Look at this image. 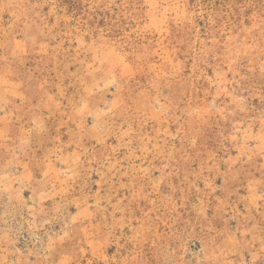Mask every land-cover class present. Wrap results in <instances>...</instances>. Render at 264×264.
Instances as JSON below:
<instances>
[{"label":"rangeland","instance_id":"obj_1","mask_svg":"<svg viewBox=\"0 0 264 264\" xmlns=\"http://www.w3.org/2000/svg\"><path fill=\"white\" fill-rule=\"evenodd\" d=\"M0 264H264V0H0Z\"/></svg>","mask_w":264,"mask_h":264}]
</instances>
